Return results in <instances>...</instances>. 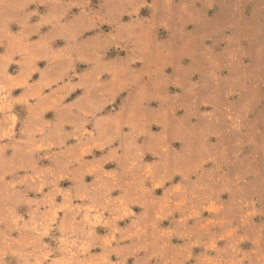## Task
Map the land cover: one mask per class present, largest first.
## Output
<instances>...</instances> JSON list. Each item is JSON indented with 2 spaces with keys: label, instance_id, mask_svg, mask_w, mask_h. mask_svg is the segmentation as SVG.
Returning a JSON list of instances; mask_svg holds the SVG:
<instances>
[{
  "label": "clouds",
  "instance_id": "clouds-1",
  "mask_svg": "<svg viewBox=\"0 0 264 264\" xmlns=\"http://www.w3.org/2000/svg\"><path fill=\"white\" fill-rule=\"evenodd\" d=\"M211 8L0 0V264H264V171H227L247 145L264 152L248 123L264 46L244 64L241 37L225 34L237 25L200 30ZM180 66L191 71L175 86Z\"/></svg>",
  "mask_w": 264,
  "mask_h": 264
},
{
  "label": "rangeland",
  "instance_id": "rangeland-1",
  "mask_svg": "<svg viewBox=\"0 0 264 264\" xmlns=\"http://www.w3.org/2000/svg\"><path fill=\"white\" fill-rule=\"evenodd\" d=\"M100 0H92V6L98 7ZM149 3L152 2V0H148ZM185 2V0H173V8L178 9L179 6ZM196 7H202L201 4H197ZM43 12L44 9H41ZM74 12L77 11L76 9L73 10ZM162 14V12H161ZM141 16L144 17H150L151 16V9L145 8L141 10L140 13ZM207 15L209 17L210 23L206 25L204 29L200 30H207L208 28L219 24L221 26L225 24H234L237 25V27L232 28L228 30L225 34H233L236 33L241 37V45L243 46L245 52L248 53V55L244 58V64L246 65H253L256 64V56L258 53V50L264 46V0H212V8L208 10ZM37 18H33L32 22H35ZM125 20L128 19V17H124ZM194 29H197L196 25H189L187 30L193 31ZM12 31H17L18 26L16 24L11 25ZM104 30L107 31L108 26H104ZM42 31H47V29H42ZM92 33H89L88 35H91ZM159 37L161 40H168L169 34L165 32L163 29L159 30ZM245 37L247 39H245ZM33 40L37 39V37H32ZM209 45H211L212 41H207ZM62 41H57L56 46H62ZM225 45L221 43L219 46H217L216 51L220 52ZM3 49H0V52H2ZM123 55V53H121ZM18 59V57H17ZM184 65L187 66L191 61L188 59H185L183 61ZM40 67H44V62H40ZM11 73H14L16 71V66L13 65L10 70ZM191 69L184 68L183 66L177 67L175 70V73L173 74V79L176 80L175 86H179L180 80H187L189 77ZM173 69L169 68L167 69L168 74H172ZM227 71L221 73V75H227ZM38 77H33V79H36ZM193 80L197 81L200 80L199 74L193 76ZM211 81H208V84L205 88L201 90V94H206L211 89ZM20 90H16L13 94L18 95ZM169 91L171 93H178L181 90L177 88H170ZM259 94L261 99L258 103L255 104L252 113L249 116L248 123L253 126V130L257 132V135L255 136L256 143L259 144L261 141V134H264V85H261L259 88ZM232 101H238L239 97L233 96L231 98ZM152 107H157V105L154 103ZM19 110V109H17ZM202 111L205 109H201ZM177 115H183L182 111H178ZM49 117H51V114H49ZM195 123V121H193ZM19 127V126H18ZM223 128V126H222ZM152 131L158 132L160 131L159 127L156 125L152 126ZM235 133H229L225 131L222 146L228 147L230 152L232 151V144L236 138ZM212 142L215 143V138H212ZM175 147H179L178 144L174 145ZM99 155V153H97ZM91 157H89L90 159ZM146 159H152L151 157H146ZM44 163H47L45 161ZM248 165H252V167L261 168L262 171H264V152L259 151L254 145H247L243 148L241 155L236 158V162L232 165H230L227 168V171L230 176L235 175L237 172L241 171L244 167H247ZM113 165H106V168H112ZM6 179H11V177H6ZM89 181L91 180V177L87 178ZM179 179V178H177ZM249 181H253L256 178L255 177H249ZM63 187H68L69 182H63ZM117 193H113V195H116ZM157 194H160V190H157ZM226 198V197H225ZM136 211H139V209H135ZM207 215V213H205ZM264 219V217H255L254 220L256 223H260L261 220ZM165 225H167V222H165ZM176 242V241H174ZM223 246V242H221V245ZM252 247L250 243H244L241 245V248L244 250H249ZM95 251H99L98 249ZM196 253L201 251V249L194 250ZM210 255H214V253H209Z\"/></svg>",
  "mask_w": 264,
  "mask_h": 264
}]
</instances>
